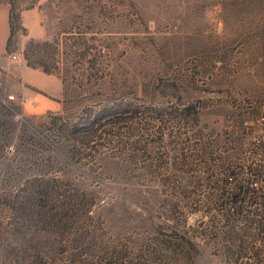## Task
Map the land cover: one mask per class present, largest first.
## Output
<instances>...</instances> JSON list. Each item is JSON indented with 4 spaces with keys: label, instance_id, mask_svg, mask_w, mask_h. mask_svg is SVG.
Listing matches in <instances>:
<instances>
[{
    "label": "rangeland",
    "instance_id": "obj_1",
    "mask_svg": "<svg viewBox=\"0 0 264 264\" xmlns=\"http://www.w3.org/2000/svg\"><path fill=\"white\" fill-rule=\"evenodd\" d=\"M0 3V264H264V0Z\"/></svg>",
    "mask_w": 264,
    "mask_h": 264
},
{
    "label": "crops",
    "instance_id": "obj_2",
    "mask_svg": "<svg viewBox=\"0 0 264 264\" xmlns=\"http://www.w3.org/2000/svg\"><path fill=\"white\" fill-rule=\"evenodd\" d=\"M9 35V11L7 6L0 3V53L3 51Z\"/></svg>",
    "mask_w": 264,
    "mask_h": 264
},
{
    "label": "built area",
    "instance_id": "obj_3",
    "mask_svg": "<svg viewBox=\"0 0 264 264\" xmlns=\"http://www.w3.org/2000/svg\"><path fill=\"white\" fill-rule=\"evenodd\" d=\"M8 98L11 100L15 99L14 95H9ZM21 102L24 105H26V104L28 105L30 103L29 99H27V98H22ZM262 152H263L262 163L259 164V167H262V168H260V170L262 171L261 175H259L260 177H262V180L260 181V183H261V185H260L261 186V191H260L261 196H258V198L261 200V204H258V207H259V212L262 211V213L264 215V205H263V203H264V148H263ZM231 180H232V178H231Z\"/></svg>",
    "mask_w": 264,
    "mask_h": 264
}]
</instances>
